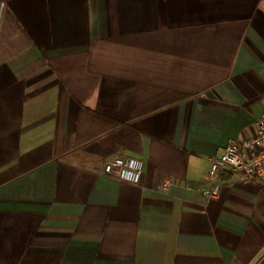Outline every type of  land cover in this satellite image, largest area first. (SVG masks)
I'll return each mask as SVG.
<instances>
[{
	"label": "crops",
	"instance_id": "obj_1",
	"mask_svg": "<svg viewBox=\"0 0 264 264\" xmlns=\"http://www.w3.org/2000/svg\"><path fill=\"white\" fill-rule=\"evenodd\" d=\"M263 110L264 0H0V264H264Z\"/></svg>",
	"mask_w": 264,
	"mask_h": 264
},
{
	"label": "built area",
	"instance_id": "obj_2",
	"mask_svg": "<svg viewBox=\"0 0 264 264\" xmlns=\"http://www.w3.org/2000/svg\"><path fill=\"white\" fill-rule=\"evenodd\" d=\"M209 186L204 194L209 199L220 196L224 184L223 175L235 174L241 181H258L264 185V110L257 120L254 135L229 143L220 153L210 158ZM107 174L134 185H140L143 176V160L134 156H117L104 165ZM174 180L165 176L162 187L168 189Z\"/></svg>",
	"mask_w": 264,
	"mask_h": 264
}]
</instances>
